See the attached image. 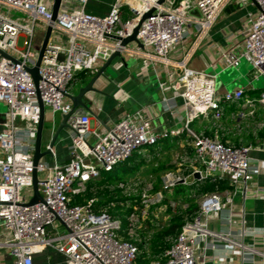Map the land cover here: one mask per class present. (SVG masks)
<instances>
[{"label":"built area","instance_id":"2783aa9c","mask_svg":"<svg viewBox=\"0 0 264 264\" xmlns=\"http://www.w3.org/2000/svg\"><path fill=\"white\" fill-rule=\"evenodd\" d=\"M231 0H115L105 15L90 13V0H62L57 17L53 16L54 0H0V225L8 238L0 242L14 258V264H36L35 255L51 248L63 255V264H138L139 249L133 241L143 219L157 210L165 199V191L182 185L197 186L213 178L227 180L231 186L197 197L199 210L187 220L171 247L159 259L149 264H207L205 251L215 240L237 243L245 238L246 229L235 234L228 228L213 231L209 223L228 206L233 221V196L248 190L254 169L249 156L251 146H234L208 136L197 134L191 123L201 115L211 113L215 119L223 116V105L243 102L254 116L256 108H264V88L258 98L245 97L244 88L218 94L216 75L190 68L186 60L174 61L171 53L182 43L191 27L199 35L206 34L220 12ZM246 5L247 0H240ZM257 13L248 11L245 39L240 52L223 53L227 68L239 67L242 61L250 64L255 79L264 78V0H252ZM5 9V10H3ZM18 10L32 18L23 24L10 12ZM151 13L143 20L144 16ZM52 27L49 47L39 68L38 85L28 68L35 66L39 49L34 46L37 22ZM138 29L136 42L122 47L123 39ZM23 38L20 46L19 41ZM132 45H134L132 47ZM117 50L141 59L144 70L158 65L180 71L173 88L184 101L186 121L183 134L191 138L193 154L180 164V169L165 172L159 184L143 181L137 204L131 214L128 235H120L121 221L108 212H96V198L83 204L74 203L76 196L86 191L92 180L102 178L129 161L144 148L156 145L169 135L157 133L151 120L143 112L123 114L105 133L92 128L89 113H73L67 124L71 136L70 160L60 165L49 145L46 151L53 165L40 159L34 166V152L41 108L68 115L73 112L70 99L78 72H97ZM5 105V112L1 106ZM244 116V113H241ZM264 122L257 124V129ZM264 148V139L261 142ZM43 150V149H42ZM44 151V150H43ZM38 171L39 189L43 201L28 205L33 198V172ZM199 174V179L195 174ZM43 174V177L40 175ZM121 187H124L121 184ZM127 191V186L124 187ZM181 199L171 200L175 210ZM183 208H187L182 203ZM63 225L65 231H60ZM264 247V228L248 230ZM237 236V240H234ZM240 244V243H239ZM242 251V256L246 255Z\"/></svg>","mask_w":264,"mask_h":264},{"label":"crops","instance_id":"0c3cea01","mask_svg":"<svg viewBox=\"0 0 264 264\" xmlns=\"http://www.w3.org/2000/svg\"><path fill=\"white\" fill-rule=\"evenodd\" d=\"M114 1L101 2V4H105V7L100 9L98 5L88 4L87 9L90 13L97 15L106 14ZM248 11L255 14L257 7L253 3L248 4L247 2L244 5L239 0H231L220 12L218 19L206 34L199 35L196 28L191 27L185 40L172 51L171 58L174 61L186 60L190 68L209 75H216L220 96L227 91L244 88L246 98H258L264 88V80L255 79L250 64L242 61L239 67L227 68L222 60L223 53L242 50ZM124 54H122L124 61L116 58L96 82L95 87L99 92H91L87 95L86 101L90 110H85L84 113H89L92 116V128L100 133H105L118 122L123 114L136 111L143 112L151 120L157 133L178 131L179 134L169 135L156 145L146 147L147 150L141 152L152 154L158 159L156 161L154 158L156 164H159L160 160L162 161L164 158L166 160V157L172 154L171 161H163L164 168L158 174L162 177L165 172L172 170L173 165H175L174 170L180 169L179 165L183 163H178L175 160L183 152L186 156L188 155L187 147L191 143L187 134L181 132L187 117L184 101L173 88V83L180 71L175 67L165 69L161 65H158L155 70L150 67L146 71L140 58L127 53L133 57L132 61H128ZM103 64L104 62H101L97 69L99 70ZM95 74V72H78L71 93L77 94L79 89L85 86ZM231 105L233 108L228 104L223 105L221 119H215L211 113H208L196 118L191 126L199 135L208 136L234 146H251L249 156L254 175L248 190L244 193L238 192L233 196V221L230 222L228 206H225V209L209 223L210 228L216 232H223L230 228L237 235L244 228L247 234L243 243L236 241L235 244L225 240H215L216 246L209 245L206 250H204V242L201 241L200 251L201 254L205 251L207 264H264V247L258 239L248 234V230L264 228V148L261 147L264 138L261 137L262 134L257 129V124L264 122V115L259 110L260 107H257L255 115L251 116L250 110L243 106V102ZM1 108L5 112L6 106L2 105ZM241 113H244V116H241ZM62 116L60 113H53L49 107L45 108V121L46 119L51 121L52 129L47 131L44 147L42 143L44 151L50 145L54 132L62 121ZM4 118V115L0 116L1 120ZM70 144L71 136L67 129L61 133L53 147L56 160L60 165L70 160ZM138 154L140 153L133 156V158L136 156L135 160L140 157ZM46 159L50 165H53L51 156H47ZM126 164H132V160ZM151 177L157 182V175L151 173ZM154 180L146 178L142 181ZM6 236V232L0 225V242L5 241ZM236 237L234 236V240L238 239ZM4 249L7 248H0V264H14V258L9 250L5 251ZM242 251L250 254L243 258ZM64 260L63 255L51 248L35 255L36 264H62Z\"/></svg>","mask_w":264,"mask_h":264},{"label":"trees","instance_id":"16d2710c","mask_svg":"<svg viewBox=\"0 0 264 264\" xmlns=\"http://www.w3.org/2000/svg\"><path fill=\"white\" fill-rule=\"evenodd\" d=\"M264 138V127L258 131ZM191 140V138H189ZM188 153L193 154V150L190 146L187 147ZM130 160H134L132 164L128 165L129 161L125 162V168L127 170L140 171L145 166L152 164L148 154H138ZM142 156V157H141ZM150 163V164H149ZM155 165V170L152 173L157 174L160 170H163L164 165ZM157 165V166H156ZM112 172H104L103 176L99 180H92L86 185V191L82 195L74 198V203L83 204L89 198H96L94 209L96 212H108L112 217L118 218L121 221L120 235L125 238H130L128 235V229L130 227V216L135 211V205L137 204V198H128L125 194V186L131 179L130 176L124 177L119 173L112 174ZM159 174V173H158ZM156 180L161 182V176L157 175ZM121 184L124 187H121ZM227 180H218L213 178L205 179L197 186H178L174 188L171 193L165 191V199L159 205L164 208L163 214L167 216L166 220H162L157 214H150L147 218L143 219L141 227L137 228V237L133 241L137 244L139 249V257L137 259L138 264H149L151 261L159 259L163 254L171 247L173 242L182 230L183 225L187 220L193 218L198 210L197 197L214 191H224L230 188ZM170 193V194H168ZM181 205L177 209H173L170 206L171 200L181 199ZM183 204H189L187 208H183ZM162 214V213H161Z\"/></svg>","mask_w":264,"mask_h":264},{"label":"water","instance_id":"95a60500","mask_svg":"<svg viewBox=\"0 0 264 264\" xmlns=\"http://www.w3.org/2000/svg\"><path fill=\"white\" fill-rule=\"evenodd\" d=\"M61 2H62V0H54L53 9H52L54 19L57 17ZM150 15H151V13L146 14L144 16L143 20L146 19L147 17H149ZM137 33H138V29H136L132 35L123 39L121 42V46L127 47L130 43L136 42L140 47H143L142 43L137 39ZM51 34H52V27L47 26V28L45 30L43 42H42L40 49H39V55H38L37 62L35 64V66L28 68L36 85H38L39 80H40L39 68L41 66L43 56L45 55V52L49 47V40H50ZM0 54L4 57L12 59V56H10L6 52H3L0 50ZM116 58H120L121 60L124 61L122 52L120 50H117L106 62H104L102 67L96 72V74L92 77V79L85 86H82L79 89L77 94H71L70 95V99L73 102V112L68 114V115L62 116V121L58 125V127L56 128L54 135L52 137V140L50 142L51 147H54L55 142L58 139V137L61 135V133L64 132L65 130L69 129L67 121L69 120V118L71 117V115L73 113H75V112L76 113H84L85 110H90V106L86 101L87 95L91 92H99V90L95 87V84L103 76V73L112 65L113 61ZM125 64H127L126 61H125ZM38 100H39V105L41 108V117H40V122L38 125L35 152H34V166L35 167L38 165V162L40 161L41 158H43L49 154V151H43L42 150V143H43L44 131H45V105H44L40 95L38 96ZM53 121L55 123V120H53ZM199 177H200V175L198 173L195 174V178L199 179ZM39 201H43V198H42V195H41L40 189H39L38 171L35 168L34 172H33V198L31 199V201L29 202L28 205H34V204L38 203ZM0 205H3V203L0 202Z\"/></svg>","mask_w":264,"mask_h":264},{"label":"rangeland","instance_id":"374dc122","mask_svg":"<svg viewBox=\"0 0 264 264\" xmlns=\"http://www.w3.org/2000/svg\"><path fill=\"white\" fill-rule=\"evenodd\" d=\"M240 1V0H239ZM248 1V4H250V3H252V0H247ZM101 2H105V0H90V2H89V4H95V5H98L99 6V9L100 8H102V7H105L103 4H101ZM255 8V7H254ZM3 10H5V9H3ZM10 15L12 16V18L13 19H15V20H17L18 22H20V23H23V24H27V23H29V22H31L32 21V18L29 16V15H27V14H25L24 12H21V11H18V10H13V11H11L10 12ZM101 15H105V13L104 14H101ZM45 30H46V27H45V25L43 24V23H41V22H37V25H36V32H35V38H34V46H35V48L36 49H38L40 46H41V44H42V42H43V38H44V35H45ZM22 43H23V38H21L20 39V41H19V44H20V46L22 45ZM132 55H130V54H127V53H125L124 54V57H126V59L128 60V61H132L133 59V57H131ZM261 80H264V78H261ZM79 86V85H78ZM228 105H229V107H231V108H233V105H231V103H228ZM259 107V106H258ZM3 108H1V112H3V110H2ZM247 110H250V109H247ZM261 112H262V114L264 115V108L263 107H260V109H259ZM258 110V111H259ZM248 112V111H247ZM59 117V116H58ZM52 123H51V121L49 122V120H47L46 119V121H45V131H44V139H43V147L45 146V142H46V139H47V131H48V129L49 130H51L52 128ZM143 150H147V148H144ZM179 151V150H178ZM145 152V151H144ZM137 154V153H136ZM143 154V153H142ZM144 154H147V153H144ZM175 154V153H174ZM173 154V155H174ZM152 155V154H151ZM151 155H149V158L151 159V163L152 164H150V166H145V167H143V168H141V170L140 171H137V170H127L126 168H125V163L124 164H121V165H119V166H117V168L113 171V173L112 174H116V173H119V174H121L122 176H124V177H128V176H130L131 177V179H129L128 180V182H127V191H125V194H126V196L128 197V198H131V197H134V196H138L139 194H140V190H141V188L143 187V185H141V182H143L142 180H145L146 178H149V180H154V178H152L151 177V173H152V171H154L156 168H155V165H153V164H156V161L158 160V159H156L155 157H153V155L151 156ZM188 156V155H187ZM186 155H185V153L183 152L182 154H180L179 155V157H178V159L177 160H175V161H177L178 163H184V164H186V161H185V159H186V157H187ZM49 158V157H48ZM47 158V159H48ZM156 159V161H155V159ZM154 159V160H153ZM160 160V159H159ZM172 160V154L171 155H168L167 157H166V160H165V158L161 161L160 160V162H159V164H163V161L164 162H168V161H171ZM176 162V163H177ZM132 163H134L133 161H132ZM128 165H134V164H128ZM172 170H174V168H175V165H173L172 167ZM159 173V172H158ZM158 173L157 174H154V175H158ZM41 177H43V174H41L40 175ZM139 180H141V182L139 181ZM154 182L155 183H157V184H159L158 183V181L156 182L155 180H154ZM188 188V187H187ZM174 191V190H173ZM173 191H171V193L173 192ZM168 194H170V193H168ZM197 202H198V200H197ZM185 205L186 206H189V204H186L185 203ZM164 210V209H163ZM161 211V213H159V211L157 210L156 212L158 213V215H159V217L162 219V220H166V218H167V216L165 215V214H163V212H162V210H160ZM60 231L61 232H63V231H65V228L63 227V225H60ZM6 238H8V236H6ZM5 251H7V249H4ZM63 264V263H62Z\"/></svg>","mask_w":264,"mask_h":264}]
</instances>
